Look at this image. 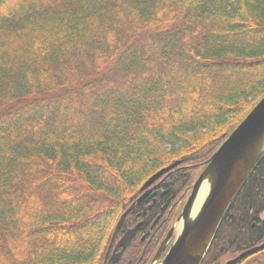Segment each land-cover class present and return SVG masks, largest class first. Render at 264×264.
I'll list each match as a JSON object with an SVG mask.
<instances>
[{
  "label": "trees",
  "instance_id": "trees-1",
  "mask_svg": "<svg viewBox=\"0 0 264 264\" xmlns=\"http://www.w3.org/2000/svg\"><path fill=\"white\" fill-rule=\"evenodd\" d=\"M263 94L264 0H0V264H100L154 217L143 182L178 161L156 186L190 188ZM263 210L264 153L200 264L264 242Z\"/></svg>",
  "mask_w": 264,
  "mask_h": 264
},
{
  "label": "water",
  "instance_id": "water-1",
  "mask_svg": "<svg viewBox=\"0 0 264 264\" xmlns=\"http://www.w3.org/2000/svg\"><path fill=\"white\" fill-rule=\"evenodd\" d=\"M263 153L264 94L204 161L203 168L192 183L176 218V222H181V228L158 264L200 263L228 205ZM178 164L179 162L175 161L159 169L143 182L139 190L153 187L151 185L156 180ZM203 186L207 187L206 194L202 201L197 203ZM135 228L121 238L118 246H124ZM263 248L264 242L241 252L230 262Z\"/></svg>",
  "mask_w": 264,
  "mask_h": 264
},
{
  "label": "flooded vegetation",
  "instance_id": "flooded-vegetation-1",
  "mask_svg": "<svg viewBox=\"0 0 264 264\" xmlns=\"http://www.w3.org/2000/svg\"><path fill=\"white\" fill-rule=\"evenodd\" d=\"M151 186L153 187L147 188V191H149L147 200H150L152 204L154 203L153 209L156 210L154 217L149 216L147 218L146 216V211L151 206V203H149L141 208L139 213L129 214L131 216L129 221L127 220L120 224V221L117 220L100 264H158L166 255L178 233L175 232L176 227L174 224L176 219L174 218L171 221L176 196L170 197L166 189L156 186V182ZM141 199L143 198L141 197ZM125 215L126 213L120 217H124ZM119 224L120 227L118 228ZM134 227L136 228L129 240L124 243V246L122 244L118 246L121 238ZM228 252L230 253L232 251ZM225 253L221 254L214 263L210 264H234L239 259L233 262L230 261L236 258L241 252H232V255L230 253L229 257L221 260Z\"/></svg>",
  "mask_w": 264,
  "mask_h": 264
},
{
  "label": "rangeland",
  "instance_id": "rangeland-1",
  "mask_svg": "<svg viewBox=\"0 0 264 264\" xmlns=\"http://www.w3.org/2000/svg\"><path fill=\"white\" fill-rule=\"evenodd\" d=\"M177 166V165H176ZM175 166V167H176ZM174 167V168H175ZM173 168V169H174ZM202 170V166H198V172H197V174L200 172ZM194 180V179H193ZM193 183V181L191 182V184ZM191 187V186H190ZM190 192V188L188 187V188H185V190H183L182 189V191L181 192H179L178 194H177V196H176V198H175V204H174V208H173V211H172V214H171V221H173L174 220V218L176 219V215L180 212V210H181V207H182V205H183V203L185 202V199H186V197H187V195H188V193ZM259 217L261 218V219H263L264 220V210L260 213V215H259ZM175 227H176V233L177 232H179V229L181 228V222H175ZM231 253V255H232V252H230ZM230 253L229 252H227V253H225V255L224 256H222V258H221V260L222 259H225V258H227V257H229L230 256ZM234 254V253H233ZM247 264H264V254H263V256L262 257H260L259 255L258 256H256L254 259H251V260H248V262H247Z\"/></svg>",
  "mask_w": 264,
  "mask_h": 264
},
{
  "label": "bare ground",
  "instance_id": "bare-ground-1",
  "mask_svg": "<svg viewBox=\"0 0 264 264\" xmlns=\"http://www.w3.org/2000/svg\"><path fill=\"white\" fill-rule=\"evenodd\" d=\"M206 191H207V187L206 186H203L200 190V193H199V196L197 198V203H200L204 197V195L206 194ZM196 208H194L195 210Z\"/></svg>",
  "mask_w": 264,
  "mask_h": 264
}]
</instances>
